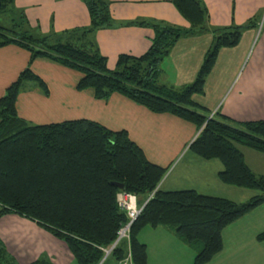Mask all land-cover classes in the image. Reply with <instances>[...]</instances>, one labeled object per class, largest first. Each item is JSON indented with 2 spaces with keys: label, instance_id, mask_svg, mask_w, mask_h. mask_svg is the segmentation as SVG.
<instances>
[{
  "label": "trees",
  "instance_id": "16d2710c",
  "mask_svg": "<svg viewBox=\"0 0 264 264\" xmlns=\"http://www.w3.org/2000/svg\"><path fill=\"white\" fill-rule=\"evenodd\" d=\"M15 2L0 0V13L15 10ZM84 2L89 26L66 31L63 38L28 30L18 35L0 26V48L17 45L30 52L31 62L46 59L76 71L80 75L76 89L90 90L97 100L120 94L152 113L170 114L195 125L198 135L189 149L202 159L222 162V183L264 191V175L255 173L242 152L247 148L264 154V121L238 123L221 114L210 117L196 98L206 93L220 51L238 46L243 31L253 24L215 29L214 42L195 80L178 89L158 81L159 65L180 39L210 30L203 0H171L190 23L188 29L147 20L127 23L151 28L155 36L146 54H122L114 68L94 38L99 30L116 25L110 1ZM28 81L50 93L47 83L29 67L0 99V219L15 213L37 222L66 243L78 264H101L106 259L105 250L128 222L117 202L121 192L136 194L145 206L132 225L130 243L125 247L119 243L108 256L119 264L128 249L132 264L148 263L147 246L138 238L145 227L171 230L196 252L194 264H208L224 247V229L264 204V194L238 203L195 190H161L168 168L152 163L126 130L113 131L86 118L31 124L17 109L21 87ZM258 239L264 240V231ZM0 264H18L1 239ZM30 264L54 263L42 258Z\"/></svg>",
  "mask_w": 264,
  "mask_h": 264
},
{
  "label": "crops",
  "instance_id": "0c3cea01",
  "mask_svg": "<svg viewBox=\"0 0 264 264\" xmlns=\"http://www.w3.org/2000/svg\"><path fill=\"white\" fill-rule=\"evenodd\" d=\"M109 1L116 25L99 30L95 36L111 68L115 67L120 55L139 57L152 45L153 29L127 23L147 20L190 27L171 0ZM203 1L208 10L210 30L178 42L167 56L172 77L178 78L177 85L193 82L214 42V30L252 23L253 27L243 31L238 46L221 50L205 91L209 96L214 92L218 94L211 105L210 117L216 112L238 123L264 121V0ZM15 3L16 10L27 13L40 35L61 34L87 27L91 22L84 0H16ZM31 64L32 71L47 83L50 92L46 95L32 81L23 85L28 92L26 96L19 95L17 109L20 117L31 124L86 118L113 131L126 130L152 163L168 168L159 186L161 190H195L233 201L247 196L243 188L220 181L219 172L223 169L220 160L202 159L189 149L198 135L195 125L170 114L152 113L120 94L112 95L108 101L97 100L90 90L80 92L76 89L79 73L46 59L31 62L30 52L17 45L0 48V99ZM225 77H230L228 84H223ZM215 78L218 86L213 87L211 83ZM196 98L200 101V97ZM242 152L247 163L248 155L256 164L264 162L258 152L250 149H242ZM178 169L181 172L176 173ZM251 214L224 229V247L208 264H264V240L258 239L264 231V222L255 224ZM138 238L147 246V264H194L196 252L193 248L165 227H145ZM0 239L5 241L8 252L15 256L18 264H30L49 256L54 264H78L65 242L37 222L15 213L0 219ZM41 239L48 244L43 246ZM101 264L119 263L110 256Z\"/></svg>",
  "mask_w": 264,
  "mask_h": 264
},
{
  "label": "rangeland",
  "instance_id": "374dc122",
  "mask_svg": "<svg viewBox=\"0 0 264 264\" xmlns=\"http://www.w3.org/2000/svg\"><path fill=\"white\" fill-rule=\"evenodd\" d=\"M15 5H16V3H15ZM0 26L6 28L7 30L15 31L18 35L23 34L26 30L30 31L33 34H39L40 35V33L37 30H35L32 22L29 21V18H28L27 13H24V11H18L16 9L15 10L9 9L8 11H4V12H1L0 13ZM63 33H61V34L55 33V34H57V36H61ZM50 34H54V33H50ZM46 35H48V34H46ZM194 36L195 35H191V36H188L186 38L187 39L189 38L191 40L192 38H194ZM61 38H63V36H61ZM94 38L96 40V36H94ZM180 40H186V39L184 37V38H182ZM95 42L97 43V40ZM180 47H182V46H180ZM249 59H250V56L247 58V60L243 64L244 67L247 66V64L249 62ZM32 64L29 66L30 68H31ZM169 67H170V63H169L168 57H165L164 60H162L161 63H160V65H159V69L161 71L159 73L158 81L161 84L166 83V85H168V86H172L173 85V87H176L178 89H181V88L185 87L186 85H188V84H184V83H182L183 85H177L178 82H176V81L178 80V78L172 77V71L170 70ZM47 72H49V71H46L45 73L47 74ZM49 74L51 76L53 75V73H51V72H49ZM79 79H80V77H79ZM209 79H210V77L207 78V82L209 81ZM223 79H224V83L223 84H228L230 77H225ZM215 81H216V83H215ZM215 84H216V86H218V83H217V79L216 78H215V80H213V83H211V86L214 87ZM205 89H206V86H205ZM27 92H28V90L24 86H22L21 87V90H20V94H23V96H26L27 95ZM217 95H218L217 92H214L212 96H209V93H207V94L204 93V95H200V98L199 99L201 101V104L208 109L206 111V113L209 116L213 112L212 109H211V107H212L211 105H214L215 99H216V96ZM215 113H213V114L215 115ZM196 136H197V134H196ZM242 149L245 150L247 148H242ZM261 156L264 157V155H262V154H261ZM247 157H248V163L250 162L249 164L252 165L251 166L252 169L255 172H257L258 174H260V175L263 174L264 175V162H259V163L256 164V163L252 162V159H254V158L250 157L249 155ZM178 172H181V170L178 169L176 171V173H178ZM242 190H244L243 192H245L247 194V196H242V198H240V200H237L235 202H238V203H246L253 196L264 194V191L259 190V189H242ZM253 212L254 213H252L249 216L254 217L253 220L255 219V224H257L259 221L260 222L258 224H260V223L262 224L264 222V204H262L260 207H258L257 209H255ZM246 218H249V217H246ZM1 241L4 242V244H5V241L3 239H1ZM41 241H42L43 246H46L48 244V242L45 239H41ZM61 241L63 242V240H61ZM120 244H121V246H124L125 247L126 246V241L123 240ZM9 255L15 258V256L12 253L11 254L9 253ZM47 259H49L51 261L53 260L51 258V256H49V258H47Z\"/></svg>",
  "mask_w": 264,
  "mask_h": 264
},
{
  "label": "built area",
  "instance_id": "2783aa9c",
  "mask_svg": "<svg viewBox=\"0 0 264 264\" xmlns=\"http://www.w3.org/2000/svg\"><path fill=\"white\" fill-rule=\"evenodd\" d=\"M155 194L152 193L150 198ZM117 202L119 208L126 213L128 217V222L124 224L119 232L116 242L113 244V246L109 249H106V256L111 254V252L116 248V246L121 243L123 240L130 243V234H131V228L134 222L138 219V217L141 215L143 208L145 206L141 205L139 202V198L136 194L130 193V192H121L118 194ZM130 247V246H129ZM120 264H132V254L131 249H128V256L127 258L122 261Z\"/></svg>",
  "mask_w": 264,
  "mask_h": 264
},
{
  "label": "water",
  "instance_id": "95a60500",
  "mask_svg": "<svg viewBox=\"0 0 264 264\" xmlns=\"http://www.w3.org/2000/svg\"><path fill=\"white\" fill-rule=\"evenodd\" d=\"M115 185L120 188V189H123L124 188V184H121V183H115Z\"/></svg>",
  "mask_w": 264,
  "mask_h": 264
}]
</instances>
